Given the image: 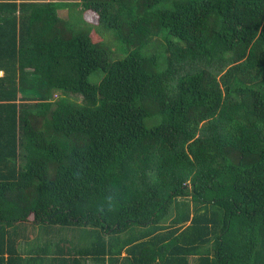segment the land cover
I'll return each mask as SVG.
<instances>
[{"label":"trees","instance_id":"16d2710c","mask_svg":"<svg viewBox=\"0 0 264 264\" xmlns=\"http://www.w3.org/2000/svg\"><path fill=\"white\" fill-rule=\"evenodd\" d=\"M0 70V264H264V0H0Z\"/></svg>","mask_w":264,"mask_h":264},{"label":"rangeland","instance_id":"374dc122","mask_svg":"<svg viewBox=\"0 0 264 264\" xmlns=\"http://www.w3.org/2000/svg\"><path fill=\"white\" fill-rule=\"evenodd\" d=\"M74 12V11H73ZM59 13H60V15H62V16H66L67 15V11H66V8H62V9H60V11H59ZM160 42V41H159ZM90 79L92 80V81H97L98 80V75L97 74H93L91 77H90ZM49 232V231H48ZM57 230H55V231H50L49 232V234L46 232V234H45V232H41L39 235V239H45V237H48V235L50 236V237H52V239L53 240H55V241H58V240H60V241H62L63 240V238H66V237H68L70 240H76V238L74 237V234H69V233H67L66 231H65V229L63 230V235L62 236H60V235H58L57 234ZM72 232V231H71ZM61 234V233H60ZM67 234V235H66ZM49 237V238H50ZM40 242H43V241H40Z\"/></svg>","mask_w":264,"mask_h":264},{"label":"crops","instance_id":"0c3cea01","mask_svg":"<svg viewBox=\"0 0 264 264\" xmlns=\"http://www.w3.org/2000/svg\"><path fill=\"white\" fill-rule=\"evenodd\" d=\"M0 72H1V74L0 75H2L3 74V71L2 70H0ZM66 231V230H65ZM40 234V232H38L37 231V233H34L33 231L32 232H30V234L28 235V238L25 236V237H23V235L20 237V239H21V245H22V249H25V254H28V249H30V247L28 246V245H32V244H34V242H36V241H39V235ZM75 237V236H74ZM75 238H77V236L75 237ZM25 239V240H24ZM28 239H29V243H27L28 242ZM36 240V241H35ZM43 242L45 241L44 239L42 240ZM73 241H75L76 242V240H73ZM56 242H58V241H56ZM25 245H27V246H25ZM25 247V248H24ZM35 254V253H34ZM53 255H54V253H50V255L49 256H47V257H45L44 259H45V261H48L49 262V260H51L52 259V257H53ZM45 261H44V263H45ZM88 263L89 264H96L95 262H92V261H88ZM32 264H40V262L38 261L37 263H32Z\"/></svg>","mask_w":264,"mask_h":264},{"label":"built area","instance_id":"2783aa9c","mask_svg":"<svg viewBox=\"0 0 264 264\" xmlns=\"http://www.w3.org/2000/svg\"><path fill=\"white\" fill-rule=\"evenodd\" d=\"M0 74H1V72H0Z\"/></svg>","mask_w":264,"mask_h":264}]
</instances>
